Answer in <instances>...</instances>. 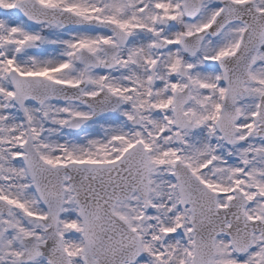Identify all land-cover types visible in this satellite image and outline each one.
I'll list each match as a JSON object with an SVG mask.
<instances>
[{"label": "snow or ice", "instance_id": "1", "mask_svg": "<svg viewBox=\"0 0 264 264\" xmlns=\"http://www.w3.org/2000/svg\"><path fill=\"white\" fill-rule=\"evenodd\" d=\"M0 264H264V0H0Z\"/></svg>", "mask_w": 264, "mask_h": 264}]
</instances>
